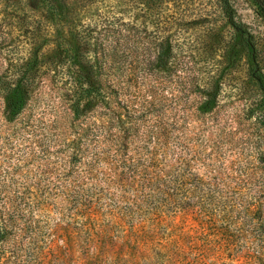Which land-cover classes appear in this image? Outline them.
I'll return each mask as SVG.
<instances>
[{
	"label": "rangeland",
	"instance_id": "rangeland-1",
	"mask_svg": "<svg viewBox=\"0 0 264 264\" xmlns=\"http://www.w3.org/2000/svg\"><path fill=\"white\" fill-rule=\"evenodd\" d=\"M73 1L86 3L79 23L86 18L111 19L112 27L129 29L128 24L121 25L128 22L141 36L155 27L154 20L164 10L172 8L166 0H154L149 9L146 4L137 6L141 0H135L128 12L124 3L132 0ZM233 2L236 18L258 40L264 69V23L248 0ZM186 3L191 9L213 8L210 0ZM31 5L29 0H0V70L11 58L22 56L32 29L37 34L44 30L40 12ZM185 17L191 18L189 10ZM201 24L171 27L183 28L184 46L198 49L177 65L178 76L158 87L152 80H132L126 88L124 98L136 123L125 150H118L110 135L104 103L84 116L72 117L64 82L48 72L37 76L26 107L14 120L4 117L0 100V210L7 212L13 225L1 244L0 264H217L216 241L234 240L239 227L222 220L216 193L246 188L243 183L250 173L246 166L256 150H264V130L249 116L255 111L256 92L240 64L224 76L218 107L205 115L193 111L190 98L195 91L186 89L205 67L198 53L202 44L198 33L206 28ZM108 36L111 33L103 42L111 44ZM150 86L161 97L159 111L146 92ZM159 112L169 128L177 119L180 132L171 135L186 141L185 191L115 187L119 177L113 170L119 172L125 165L133 170L142 164L143 126L149 127ZM122 152L132 158L121 161ZM195 177L201 181H193ZM206 189L214 192L205 194Z\"/></svg>",
	"mask_w": 264,
	"mask_h": 264
},
{
	"label": "trees",
	"instance_id": "trees-1",
	"mask_svg": "<svg viewBox=\"0 0 264 264\" xmlns=\"http://www.w3.org/2000/svg\"><path fill=\"white\" fill-rule=\"evenodd\" d=\"M248 1L254 14L264 23V0ZM29 2L33 3L32 10L40 12L44 30L37 34L32 29L25 40L22 56L11 58L4 71L0 70V100L6 119L14 120L24 110L37 76L48 72L64 82L72 117L84 116L86 111L104 103L110 135L115 139L117 149L125 150L134 135L136 123L124 98L126 88L132 80H152L158 87L170 76L177 75L180 61L198 49L184 46L183 28L172 30L171 27L202 23L206 28L198 33L202 41L198 53L203 55L205 67L190 89H186L195 91L196 96L190 98L194 102L193 111L203 115L213 112L220 104L224 76L231 66L240 64L247 82L256 92L255 111L249 116L264 130L262 56L255 34L236 18L233 0H210L214 12L205 6L188 8L186 0H166V6L172 3V8L170 11L166 9L168 12L164 10L163 15L154 20L155 27L142 36L128 22L121 25L128 24L129 29L112 27L115 22L111 19L94 21L86 18L85 22L79 23L80 10L86 7V3L77 4L73 0ZM135 2L124 3L123 9L130 11ZM151 2L154 0H141L137 6L146 4L149 9ZM188 10L191 18L185 17ZM108 33H111L108 39L112 45L103 42ZM127 41L130 45H125ZM139 42L144 45L136 47ZM43 46L45 51L41 50ZM146 92L152 94L153 107L157 104L156 110L163 109L155 87L150 86ZM153 119L149 127L143 126L146 150L141 154L142 164L134 165L133 170L132 165L123 166L119 172L113 170L112 173L119 177L115 187L138 185L149 191H185L189 179V165L183 156L187 150L186 138L183 142L177 135H171L173 131H179L177 119L171 128L162 122L160 112L153 115ZM255 154L253 161L246 166L250 170L243 183L246 188L216 193L220 198L222 220L239 227L234 240L221 237L216 241L213 252L217 253V264H264V150L258 149ZM131 158L120 156L121 161ZM195 178L192 180L201 181V178ZM210 192L214 191H203L205 194ZM205 212L213 215L211 211ZM6 213L0 210V263L4 252L1 244L13 226Z\"/></svg>",
	"mask_w": 264,
	"mask_h": 264
}]
</instances>
